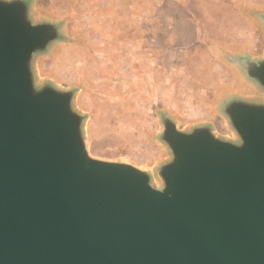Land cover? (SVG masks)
<instances>
[{
	"label": "water",
	"instance_id": "1",
	"mask_svg": "<svg viewBox=\"0 0 264 264\" xmlns=\"http://www.w3.org/2000/svg\"><path fill=\"white\" fill-rule=\"evenodd\" d=\"M31 10L0 0V264H264V57L239 58L261 94L220 105L233 137L163 117L157 187L92 157L76 91L37 83L64 33Z\"/></svg>",
	"mask_w": 264,
	"mask_h": 264
},
{
	"label": "rangeland",
	"instance_id": "2",
	"mask_svg": "<svg viewBox=\"0 0 264 264\" xmlns=\"http://www.w3.org/2000/svg\"><path fill=\"white\" fill-rule=\"evenodd\" d=\"M31 15L64 33L35 58L37 83L76 91L92 157L148 171L157 187L171 158L163 117L230 138L222 102L261 94L239 58L264 57V0H32Z\"/></svg>",
	"mask_w": 264,
	"mask_h": 264
}]
</instances>
